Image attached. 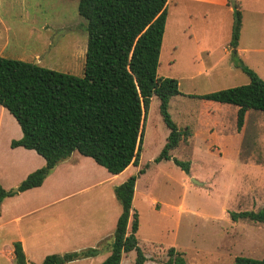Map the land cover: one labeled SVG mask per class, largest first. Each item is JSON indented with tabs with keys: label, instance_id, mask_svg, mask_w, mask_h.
Wrapping results in <instances>:
<instances>
[{
	"label": "rangeland",
	"instance_id": "374dc122",
	"mask_svg": "<svg viewBox=\"0 0 264 264\" xmlns=\"http://www.w3.org/2000/svg\"><path fill=\"white\" fill-rule=\"evenodd\" d=\"M235 3L242 28L237 47L231 48ZM167 8L158 76L179 81L181 94L172 97L169 111L179 128L188 129L191 136L172 156L190 162V170L173 159L155 162L169 134L155 95L138 166L131 164L115 176L75 151L72 158L79 160L77 168L67 170L62 161L41 187L17 194L32 202L60 196L84 199L88 202L84 209L93 215L89 228L95 234L83 242L73 239L52 247L45 239L48 234L42 232L41 246L35 248V241L29 239V264H40L50 253L88 247H104L109 253L122 210L113 188L147 164L137 179L133 199L140 220L139 246L147 258L144 264H166L171 247L184 257L185 264H234L241 255L264 258V225L234 221L230 216L264 206V111L251 110L238 131L233 107L198 97L249 83L240 64L264 79V0H168ZM86 23L78 12V0H0V55L33 63L38 55L45 67L83 76ZM21 136L18 121L0 104V183L7 190L17 189L30 172L46 163L35 150L11 147V140ZM31 218V224L41 229L49 221L42 214ZM9 219L0 217L4 224L0 226V264H13L4 252L17 235ZM24 231L30 236L29 228L24 226ZM97 239H101L98 244ZM106 254L89 264H100ZM136 257L135 250L125 253L121 264H136Z\"/></svg>",
	"mask_w": 264,
	"mask_h": 264
},
{
	"label": "trees",
	"instance_id": "16d2710c",
	"mask_svg": "<svg viewBox=\"0 0 264 264\" xmlns=\"http://www.w3.org/2000/svg\"><path fill=\"white\" fill-rule=\"evenodd\" d=\"M168 0H78V12L87 20L88 43L83 76L48 68L40 63L0 55V104L16 118L22 136L11 147L35 150L44 166L30 172L17 187L7 190L0 183V209L7 197L41 186L55 167L78 151L93 158L110 173L119 174L138 166L144 144L145 125L153 96L169 129L166 143L155 162L171 160L190 170V162L172 151L191 133L182 130L169 111L173 96L181 94L179 81L158 76L160 53L167 22ZM231 48H236L242 28L239 4ZM249 83L220 89L199 98L209 103L236 107L237 130L241 131L251 110L264 111V79L240 64ZM149 164L114 186L121 205L108 256L100 264H121L123 256L137 253L136 264L146 256L139 246V213L133 208L136 183ZM234 221L264 225V206L258 210L231 212ZM107 244V243H106ZM105 244V245H106ZM13 264H29L20 240L12 243ZM106 247V246H105ZM104 247H88L50 253L40 264H66L95 257ZM168 250L166 264H185L181 254ZM234 264H264V258L237 256Z\"/></svg>",
	"mask_w": 264,
	"mask_h": 264
},
{
	"label": "crops",
	"instance_id": "0c3cea01",
	"mask_svg": "<svg viewBox=\"0 0 264 264\" xmlns=\"http://www.w3.org/2000/svg\"><path fill=\"white\" fill-rule=\"evenodd\" d=\"M44 25L45 23L42 25L41 28H43ZM47 25H49L48 22ZM37 62L39 63L38 55H36L35 63ZM223 106H229V105H223ZM229 107H233L236 112V107L234 106H229ZM73 154L71 155V158L69 157L67 160H65V162L63 161V164H65L64 168L67 170H73L80 165V162H78L79 160L77 161L75 157L72 158ZM60 163L62 164V162ZM58 166L59 164L55 167V170L58 168ZM124 171L119 174H113V175L118 176L120 174H123ZM36 188H32V189H36ZM29 190L23 191L22 192L23 195L25 193H28ZM17 194L11 197H7L3 201L0 209V217L1 218L7 217L9 219L10 216L9 222L13 223L14 229L16 230L17 233L16 237H14L9 241L11 243H9L10 244L8 245L9 247L7 246V250H4V252L7 253L11 258L14 257L13 246H11V244L14 241L20 240L22 242L24 250L27 255L29 239L30 241L31 240L35 241L36 244L33 247L39 248L41 244L38 242V240L43 239L42 232L48 234L45 239H49V243L51 244L52 247L61 246L64 242H67L68 240H71L69 242H72L73 239H77L80 242H83L82 241L83 239L88 240L90 237L94 236L95 231L89 228L91 221L90 219L93 218V215L87 212L86 211L87 209H84L86 207L85 203H88L86 200L70 199L68 197L60 196V197L45 199L42 201L32 202V201L23 200L21 196L18 197ZM8 203L10 204L8 205ZM34 214H42L44 216L49 217V221L46 222L45 226L42 229L31 224L32 223L31 216ZM1 225L4 224H0V226ZM24 226L31 230L30 231L31 237L28 234H25ZM100 240L101 239H97L95 241L96 244H98ZM100 254H106L105 256L107 257L109 253L106 252V250L104 249V251L101 252ZM97 256L87 257L79 260H84L87 262L85 264H89L88 261L96 258Z\"/></svg>",
	"mask_w": 264,
	"mask_h": 264
},
{
	"label": "water",
	"instance_id": "95a60500",
	"mask_svg": "<svg viewBox=\"0 0 264 264\" xmlns=\"http://www.w3.org/2000/svg\"><path fill=\"white\" fill-rule=\"evenodd\" d=\"M14 191H17V189H14Z\"/></svg>",
	"mask_w": 264,
	"mask_h": 264
}]
</instances>
